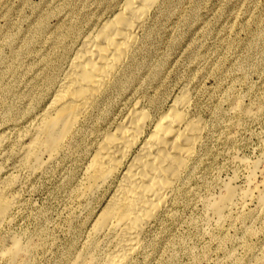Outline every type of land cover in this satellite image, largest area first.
<instances>
[{
  "label": "rangeland",
  "instance_id": "rangeland-1",
  "mask_svg": "<svg viewBox=\"0 0 264 264\" xmlns=\"http://www.w3.org/2000/svg\"><path fill=\"white\" fill-rule=\"evenodd\" d=\"M124 1L0 0V180L10 171L20 180L0 247L12 245L10 235L29 241L35 249L27 264H91L104 252L87 249L102 199L74 213L87 140L45 174L28 176L19 161L83 36ZM155 6L125 84L99 116L108 109L115 123L137 102L157 114L185 90L205 130L188 189L149 229L130 264L264 263V215L256 200H238L218 225L206 208L227 185L245 192L255 166L256 184L264 180V0H158ZM56 64L57 80L49 82ZM96 124L85 126L88 134Z\"/></svg>",
  "mask_w": 264,
  "mask_h": 264
},
{
  "label": "bare ground",
  "instance_id": "bare-ground-1",
  "mask_svg": "<svg viewBox=\"0 0 264 264\" xmlns=\"http://www.w3.org/2000/svg\"><path fill=\"white\" fill-rule=\"evenodd\" d=\"M157 2L125 0L118 11L83 36L20 153L19 170L34 177L45 174L63 154L71 149L76 152L79 142L87 140V163L75 188L74 213L102 199L88 233L87 249L104 252L91 264H130L149 229L188 189L196 170L205 129L192 113L185 90L157 114L148 113L139 102L132 103L115 123L108 109L98 113L110 94L125 84L132 51ZM74 33L70 31L68 38H74ZM58 71L56 64L49 82L57 80ZM93 120L98 124L88 134L85 126ZM255 170L245 192L227 185L220 197L207 203L216 225L238 200H256L258 214L264 215V180L260 187L256 184ZM18 187L20 180L13 171L0 180V241L5 238L2 228L12 221ZM7 237L12 245L0 247V259L5 264H27L34 245L14 235Z\"/></svg>",
  "mask_w": 264,
  "mask_h": 264
}]
</instances>
